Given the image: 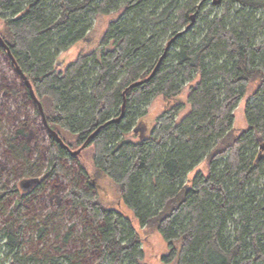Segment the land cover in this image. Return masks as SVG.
I'll list each match as a JSON object with an SVG mask.
<instances>
[{
  "label": "trees",
  "instance_id": "obj_1",
  "mask_svg": "<svg viewBox=\"0 0 264 264\" xmlns=\"http://www.w3.org/2000/svg\"><path fill=\"white\" fill-rule=\"evenodd\" d=\"M209 1L0 0L6 45L0 41V50L18 77L31 82L63 141L92 147L93 175L116 183L138 225L162 235L169 247L164 264H264V158H258L264 144V0H212L207 7ZM111 11L121 14L108 23L99 47L57 70L60 52L84 40L93 19ZM196 77L187 97L191 111L177 122L186 105L183 88ZM136 82L142 83L129 88ZM254 84L246 103L248 127L237 129L234 111ZM17 85L34 101L26 82ZM158 94L166 109L139 140L128 139ZM122 108V118L113 120ZM31 135L23 120L9 139L28 160ZM50 138L40 183L23 192L1 187L0 212L17 193L26 202L64 177L69 188L54 212L69 203L82 209L83 233L94 234L89 245L99 253L92 264H147L132 219L103 203L85 166L79 163L78 175L68 166L79 154ZM204 161L207 172L198 169L189 178ZM25 210L22 203L12 208L1 229L9 264H91L82 250L59 248L55 257L22 253L31 227L22 220ZM35 228L44 237L45 228Z\"/></svg>",
  "mask_w": 264,
  "mask_h": 264
},
{
  "label": "rangeland",
  "instance_id": "obj_2",
  "mask_svg": "<svg viewBox=\"0 0 264 264\" xmlns=\"http://www.w3.org/2000/svg\"><path fill=\"white\" fill-rule=\"evenodd\" d=\"M212 3V0L208 2L207 7ZM206 7V8H207ZM121 14L120 11H111L109 14H99L95 19L91 28L85 37V39L78 41L68 50L60 52L56 60V69L64 70L66 66L74 61L81 53H91L99 47L101 36L108 28V23L117 19ZM261 13H259V16ZM263 16V15H262ZM3 23L0 21V31L3 29ZM199 80L196 77L194 82L186 84L182 91L183 100L185 102V108L179 113L177 122H180L191 111V105L187 102L188 93H190V87ZM25 80L22 77H18L17 72L10 65V60L7 53L0 50V188H12L17 187L23 192L20 187L24 180L39 177L40 180L44 177V172L47 170L48 161L46 157V150L51 143L50 133L48 130L49 124H47L42 116L38 104L32 99H28L25 93L19 89V83H23ZM15 88H14V87ZM14 88L15 93H9L8 89ZM255 89V84L249 88L248 94L243 98L235 109V127L237 129H243L248 127V123L245 117L246 103L248 102V96ZM168 103L164 96L158 94L152 99V101L146 106L147 113L136 120L135 129L137 131H131L126 136L128 139L139 140V135L146 134L151 130L155 124V119L161 114L167 107ZM26 120L28 131L32 133L30 136V146H32L33 153L22 156L15 153L11 147L10 138L14 136L16 125L21 121ZM48 126H47V125ZM52 129L60 131L57 126L50 124ZM67 140L70 143L76 142L75 136L65 133ZM81 145H72L70 148L77 150ZM93 152L92 147H87L78 156L76 160L68 159V166H73L75 169V175H78L79 165L85 166L87 172L90 175L89 179H97L95 185L98 188L99 199L108 205L114 207L122 212L127 218L132 219L134 226L141 235V243L144 249L143 262L147 264H164L162 257L169 252L167 242L164 241L162 235L157 231L141 228L138 225L137 219L134 217V213L126 207L124 201L120 198L119 186L112 182L109 177H101L98 179L94 174L93 165ZM42 155V156H41ZM44 155V156H43ZM44 158V159H42ZM39 159H42L38 161ZM37 160V161H36ZM35 161L37 165H34ZM80 163V164H79ZM207 161L202 162L197 168L189 174V178L193 177L196 170L200 169L203 172H207ZM95 177V178H94ZM188 178V179H189ZM68 181L64 177H60L57 182L47 187L42 194H31L27 198L26 202L21 201V193L16 195V198H9L6 202L4 211L0 212V233L2 227L5 225L6 219L10 215L12 208L23 204L26 208L24 217L22 220H28L31 223V227L26 231V241L23 246L22 253L30 254L33 252H39L40 254H51L52 256H59L60 251L63 250H82L85 262H95L99 256V253L91 245L93 242L92 233H83L85 227L84 214L82 209H76L71 203L67 204L66 208L60 212L55 213L56 208L59 207L60 199L69 188ZM54 187L55 189L54 192ZM31 190V189H29ZM27 191V190H24ZM58 214L55 218L48 220L46 216L49 214ZM54 217V216H53ZM45 228L47 232L44 237H41L40 231L35 226ZM70 232V240L65 243L64 236ZM60 248V251L58 250ZM11 256L8 254V250L5 246V240L0 235V264H9Z\"/></svg>",
  "mask_w": 264,
  "mask_h": 264
},
{
  "label": "water",
  "instance_id": "obj_3",
  "mask_svg": "<svg viewBox=\"0 0 264 264\" xmlns=\"http://www.w3.org/2000/svg\"><path fill=\"white\" fill-rule=\"evenodd\" d=\"M222 0H214V2L215 3H219V2H221ZM194 17H195V15H192V23L194 22L193 20H194ZM191 23V24H192ZM0 41L5 45V43H4V41H3V39H2V37L0 36ZM171 41L172 40H170L169 42H168V45L167 46H165L166 48H165V52H164V54H163V56H162V58L165 56V54L167 53V51H168V49L170 48L169 47V45H171ZM5 47H6V45H5ZM161 59V58H160ZM155 72L153 71V73H152V75L154 74ZM151 75V76H152ZM26 75H22L21 77H23V79L25 80V82H26V84L30 87L29 89L31 90V93H32V96H33V98H34V101L38 104V106H39V109H40V113L42 114V116H43V118H44V120H45V122L47 123V124H49L48 122H47V120H46V117H45V114L43 113L44 111H43V108H42V104L40 103V101H38L37 99V97H36V95H35V93H34V90L32 89V84H31V82L28 80V78L27 77H25ZM139 83H142V82H136V83H133V85L131 84V86H129V88L130 87H133V86H135V85H138ZM128 88V89H129ZM123 108H124V106H123ZM122 108V109H123ZM123 114H124V109L122 110V114L119 116V117H117L116 119H113V120H117V121H119L121 118H122V116H123ZM112 120V121H113ZM46 124V125H47ZM48 126V125H47ZM48 130H49V133L53 136V137H55V138H57V140L65 147V148H68V150L73 154V155H78V154H80L81 153V151L83 150V148L84 147H86L87 145L86 144H83L81 147H79V149H77V150H73L72 148H70V146L68 145V144H66L64 141H63V139L59 136V134L54 130V129H52L51 127H50V125L48 126ZM135 131H137V130H135ZM260 154H259V159L260 158H264V144L262 145V151H260L259 152ZM40 178L39 177H34V178H30V179H27V180H24L22 183H21V188L23 189V190H29V189H32L34 186L33 185H35V184H37V183H40Z\"/></svg>",
  "mask_w": 264,
  "mask_h": 264
},
{
  "label": "flooded vegetation",
  "instance_id": "obj_4",
  "mask_svg": "<svg viewBox=\"0 0 264 264\" xmlns=\"http://www.w3.org/2000/svg\"><path fill=\"white\" fill-rule=\"evenodd\" d=\"M28 191V190H27Z\"/></svg>",
  "mask_w": 264,
  "mask_h": 264
}]
</instances>
